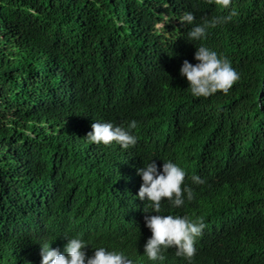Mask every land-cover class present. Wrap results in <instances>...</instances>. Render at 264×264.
Listing matches in <instances>:
<instances>
[{
	"label": "trees",
	"instance_id": "trees-1",
	"mask_svg": "<svg viewBox=\"0 0 264 264\" xmlns=\"http://www.w3.org/2000/svg\"><path fill=\"white\" fill-rule=\"evenodd\" d=\"M232 20L189 41L193 23L226 15L216 0H0V264H39V244L106 246L136 264H264V0H232ZM200 43L240 73L227 94L193 97L179 67ZM136 120L134 145L91 143L94 120ZM172 160L191 201L163 214L203 219L191 261L164 252L136 197V168ZM193 174L205 179L195 185ZM183 187V185H182Z\"/></svg>",
	"mask_w": 264,
	"mask_h": 264
},
{
	"label": "clouds",
	"instance_id": "clouds-1",
	"mask_svg": "<svg viewBox=\"0 0 264 264\" xmlns=\"http://www.w3.org/2000/svg\"><path fill=\"white\" fill-rule=\"evenodd\" d=\"M223 9H228L226 15L212 16L201 23H193L194 14L185 11L180 17L181 23L192 25L187 32L189 41H203L207 38L208 29L223 25L232 20L236 14L231 7L232 0H216ZM193 59L196 63H190L184 59L179 67V74L188 83V90L193 97H209L220 91L227 94L231 86L240 79V73L232 66L230 59L223 53H218L204 43L195 47ZM137 126V121L132 119L124 124H114L111 121L94 120L86 133V139L91 143L108 145L116 143L121 148L134 145L137 137L132 131ZM158 170L154 160L136 168L140 178V185L136 193L142 201L150 202L151 212L145 215L144 225L150 230L151 235L143 245V255L149 262L163 261L164 252L175 249L177 257H183L191 261L196 254L195 242L205 228L200 217L191 219L187 215L163 214L161 201L167 202L175 208L184 205L185 201L194 198L193 189L185 183V169L170 159L163 160ZM191 181L195 185L205 183V179L193 174ZM183 185V187H182ZM67 237L63 244V251L56 247H50L49 241L39 244V264H136L126 252L106 246L91 247V255H87L85 247L89 244L79 234Z\"/></svg>",
	"mask_w": 264,
	"mask_h": 264
}]
</instances>
